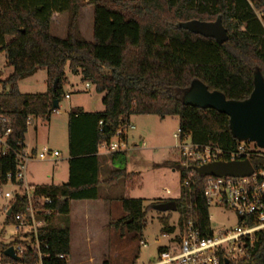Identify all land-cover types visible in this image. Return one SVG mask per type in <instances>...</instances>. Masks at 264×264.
<instances>
[{
	"label": "trees",
	"instance_id": "1",
	"mask_svg": "<svg viewBox=\"0 0 264 264\" xmlns=\"http://www.w3.org/2000/svg\"><path fill=\"white\" fill-rule=\"evenodd\" d=\"M92 6V39L87 41L78 26L77 0H0V52L4 53L11 72L0 79V114L10 118L12 142L24 144L28 117H46L59 104L64 92L65 66L79 74L100 93L103 109H70L67 115V180L61 184L36 185L38 194L53 199V212L45 216L38 238L49 257L44 264H67L54 257L70 255L69 202L93 200L100 184L110 185L119 179L125 190L134 187L137 172L125 167L112 169L99 181L98 146L109 142L121 123L131 114L175 116L178 129L193 143L215 145L225 151L236 148L239 141L229 130L228 116L211 108L183 103V94L192 80H199L209 91L217 90L230 100H244L253 89V76L259 72L264 80V0H86ZM67 13L66 36L51 35L52 13ZM219 20L227 38L219 43L187 28L191 21ZM44 68L47 90L44 93H21L18 81ZM58 108V107H57ZM110 153L111 161L124 163L120 155ZM254 169H264V150L248 158ZM13 155L0 156V184L14 171ZM180 173L179 194L175 201L179 211L178 226L190 217L202 237L212 235L207 202L203 196L206 176L193 174L183 185ZM157 199L144 204L142 198L127 195L118 199L126 216L109 222L125 224L128 231H140L144 217ZM190 206V207H189ZM14 209H17L15 204ZM168 216L159 218L163 234L175 227ZM6 215L4 224L13 225ZM250 220L248 225H253ZM178 239V236H176ZM19 242L18 236L8 244L0 241V264H34V251L22 254L18 261L3 254ZM48 245L44 249L43 245ZM164 246L158 248V252ZM244 256L236 264H264V227L244 239ZM103 264H106L104 262ZM218 264H235L220 254Z\"/></svg>",
	"mask_w": 264,
	"mask_h": 264
},
{
	"label": "rangeland",
	"instance_id": "2",
	"mask_svg": "<svg viewBox=\"0 0 264 264\" xmlns=\"http://www.w3.org/2000/svg\"><path fill=\"white\" fill-rule=\"evenodd\" d=\"M77 1L80 8H83L82 17L86 19L90 15L92 22V6L88 5L86 0ZM83 25L85 29L86 21ZM49 32L59 38L66 36L65 32L61 34L54 27ZM84 39L90 41L92 35L91 38ZM0 70V79L11 72L3 52H0ZM64 71L66 79L62 83V89L64 93H69V98L62 97L59 107L56 108L57 111H53L46 117H32L31 123L27 126V144L36 146L37 149L48 147L60 152V158L57 161L29 162L28 170L31 171L32 176L28 179L39 184H61L67 180V115L70 109L82 107L85 111L92 112L103 109L100 93L96 92L91 85L85 87V82L80 80V75L72 74L67 65ZM1 89L0 83V91ZM18 89L21 93L46 92V70L40 68L33 75L18 81ZM129 120L134 125V129L129 130L126 149L120 155L125 161L120 164L118 161L110 160L108 167L111 169L125 167L128 172H137L139 176L130 178L131 185L134 187L127 190H125V184H129L130 180L126 182L122 178L111 185L101 186L100 196L108 194L112 198H117L127 195L142 198L144 204L157 199L176 198L180 183L177 154L174 149L177 141L173 136L178 129L177 117L131 114ZM133 143H137L138 146L133 147ZM102 152L103 150L100 149V153ZM107 174L106 170L103 177L105 178ZM46 175H49V178ZM166 189L169 193L165 192ZM3 204L4 199L0 197V241L8 244L17 235L11 224H4L5 216L1 209ZM111 207L121 210L119 213L121 217L126 216L119 203L111 204ZM71 214L73 234L70 239L71 250L67 264H103L104 262L106 264H149L156 260L159 247L171 244L174 239L177 240L179 231L178 210L161 212L153 208L149 209L140 231H128L125 224L119 226L108 224L104 227L99 215L97 219H91V215L85 216L78 202L71 204ZM208 214L214 235L223 230L233 229L237 225V218L229 208L211 205ZM162 216H168V223L175 227L173 233H162L159 220ZM117 217L112 216L109 219L110 222L118 220ZM140 240H143L146 245L139 244Z\"/></svg>",
	"mask_w": 264,
	"mask_h": 264
},
{
	"label": "built area",
	"instance_id": "3",
	"mask_svg": "<svg viewBox=\"0 0 264 264\" xmlns=\"http://www.w3.org/2000/svg\"><path fill=\"white\" fill-rule=\"evenodd\" d=\"M89 85L85 83V87ZM64 97L67 98L68 95ZM31 118L26 119L27 126L31 123ZM132 129L134 125L127 118L109 142L101 143L98 149H102L106 154L124 151L128 132ZM11 135L10 118L0 114V156L10 154L16 161L15 170L8 172L5 182L0 184V197L4 199L1 209L6 216L7 209L12 206L9 216L14 221L12 226L19 240L15 246H12L15 254L20 258L28 250L34 251L37 255V262L34 264H44L43 260L49 255L42 250L38 231L46 224L45 216L53 212L49 206L53 199L38 194L36 192L38 184L29 182L26 175L29 162L57 161L60 152L48 147L28 148L24 144L12 142ZM173 136L177 141L174 145L177 166L179 174L184 173L182 182L185 186L196 173L197 166L219 160L248 159L250 156L260 155L264 150L252 142L240 141L236 148L230 151L211 144L200 145L193 143L190 136L181 133L179 129ZM203 187V196L208 209L211 205L229 208L237 218V225L233 229L220 231L217 235L212 233L209 237H202L192 219L188 217L182 229L178 231V239L164 246V249L157 253L156 260L149 264H218L220 254L227 261L236 264L237 260L244 256V239L251 242L253 232L264 227V169L253 168V172L245 177L206 176ZM165 192L169 193V190L166 189ZM250 220L254 222L253 225H248ZM139 244L146 245L143 240H140ZM43 248L49 247L44 244ZM54 258L68 262V258L62 254Z\"/></svg>",
	"mask_w": 264,
	"mask_h": 264
},
{
	"label": "water",
	"instance_id": "4",
	"mask_svg": "<svg viewBox=\"0 0 264 264\" xmlns=\"http://www.w3.org/2000/svg\"><path fill=\"white\" fill-rule=\"evenodd\" d=\"M187 28L204 37H212L221 43L227 38L225 29L219 20L213 22L191 21ZM183 103L199 108H211L228 116V125L231 135L240 142H252L257 147L264 149V80L259 72L253 76V89L250 95L244 100L226 99L223 93L212 90L199 80H192L189 88L183 94ZM58 107L54 100L52 109ZM195 172L203 176H232L245 177L253 172V167L248 159L232 161H213L195 168ZM153 209L167 212L175 211L174 200H167L156 203ZM12 210L10 206L6 215ZM3 254L18 261L12 246L3 250ZM226 260V259H224ZM227 262V260H226Z\"/></svg>",
	"mask_w": 264,
	"mask_h": 264
},
{
	"label": "crops",
	"instance_id": "5",
	"mask_svg": "<svg viewBox=\"0 0 264 264\" xmlns=\"http://www.w3.org/2000/svg\"><path fill=\"white\" fill-rule=\"evenodd\" d=\"M82 11H83V8H80L79 15H78L79 31H80L81 35L84 38H86V39L87 38H91V35H92V31H91L92 30V28H91V23L92 22H91V18H90V15H89V16H87L86 19H84L82 17ZM85 21H86V25H85L86 28L84 29L83 23ZM66 24H67V13L66 12H60V13H56L55 12V13H52L51 18H50L49 30H51L54 27L55 30H59V32H61V34H62V32H65L66 33ZM85 34L87 36H85ZM64 95H68L67 98H69V93H66L65 92ZM58 107H59V104H58ZM129 118H130V116L128 117V119ZM27 129H28V127H27ZM26 132H27V130H26ZM127 140H128V138H127ZM24 145L26 147H28V148H37L36 146H33L31 144H27V141H26V133H25V136H24ZM137 146H138L137 143H133V147L136 148ZM97 156H98V160H99V169H98L99 176L98 177H99V181L102 182L108 176L109 172L112 170L110 167H108V165H109L108 163L110 162L111 159H110V156L108 154H106L104 152L100 153V149H98ZM106 170L108 171V174L104 178L103 177V174L106 173ZM31 176H32V173L27 168V175H26V177H27V180L28 181H29L28 178L31 177ZM46 177L49 178V175H46ZM29 182L39 185V183H36V182H32V181H29ZM44 184H49V183H44ZM101 186H104V185L103 184H100L99 185L97 199H93V200H71L69 202V242H70L71 236L73 234V216L71 214V204L73 202H78L82 206L85 216L86 215H88V216L91 215V219L92 218L93 219H97V216L99 215L100 216V221L102 222L101 224H103L104 227L109 224V222H110L109 219L112 216H115V217L119 216V218H121V215L119 214L121 212V210H117L116 208L113 209L111 207V204H114V203L115 204H118L119 203L118 199L120 197L112 198L111 196H108V194L103 195V196H100V188H101ZM97 213H99V214H97ZM92 229L93 228L91 226V230ZM91 234L92 235H95L92 232H91ZM70 250H71V245H70Z\"/></svg>",
	"mask_w": 264,
	"mask_h": 264
}]
</instances>
